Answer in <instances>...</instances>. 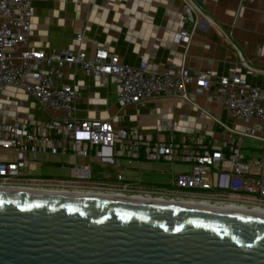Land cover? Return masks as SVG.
<instances>
[{"label": "built area", "instance_id": "1", "mask_svg": "<svg viewBox=\"0 0 264 264\" xmlns=\"http://www.w3.org/2000/svg\"><path fill=\"white\" fill-rule=\"evenodd\" d=\"M238 1L264 4V0ZM182 10L186 20L190 10L186 1ZM31 11V0H0V95L5 87L19 88L48 119L38 123H0V188L112 194L182 204L207 202L217 207L264 212V155L247 159L242 153L243 135L264 133L262 87L233 72L217 75L204 70L192 74L176 65L157 71L142 58L137 65H129L103 48L90 55L79 47L38 49L29 41ZM82 38L80 31L75 37L77 44ZM173 41L188 43L189 33L181 30ZM68 66L86 77L98 78L101 87L109 78L115 79L116 100L123 105L143 107L157 98L209 94L230 118L243 123L242 136L214 139L209 135L179 133L176 118L159 121L162 130L152 134L136 126L117 127L107 120L79 119L74 106L79 91L62 83L63 70ZM252 121L256 124L252 125ZM102 147L110 148L113 158L127 165L143 159L187 169L173 172L169 186L150 188L127 181L121 174L112 180H92L86 166H73L67 178L30 173L29 152L67 154L73 158L91 156Z\"/></svg>", "mask_w": 264, "mask_h": 264}, {"label": "crops", "instance_id": "2", "mask_svg": "<svg viewBox=\"0 0 264 264\" xmlns=\"http://www.w3.org/2000/svg\"><path fill=\"white\" fill-rule=\"evenodd\" d=\"M184 1L31 0L29 41L35 48L46 50H76L79 47L86 55L103 48L129 65H137L141 58L147 60L157 71L176 65L192 74L204 70L217 75L233 72L264 89V4L192 0L209 15L213 23H208L195 11L191 19L186 15L184 20ZM181 30L189 33L188 43L173 41V36ZM80 31L83 38L77 44L75 37ZM235 47L241 50L254 70L240 63ZM62 83L79 91L74 104L79 119L107 120L117 127L136 126L152 134L162 130L159 121L176 118L179 133L209 135L214 139L242 136L243 123L230 118L206 93L157 98L143 107H136L116 100L118 84L113 78L101 87L98 78L86 77L80 70L68 66L63 70ZM1 93L0 123H38L48 119L21 89L5 87ZM256 134L242 136V153L247 159L264 155L261 149L264 133ZM27 159L31 163L30 173L39 177L67 178L73 166H86L92 180H112L121 174L125 180L139 182L148 188L170 185L173 172L187 169L143 159L127 165L115 160L108 147L98 148L91 156L73 158L67 154L29 152Z\"/></svg>", "mask_w": 264, "mask_h": 264}, {"label": "water", "instance_id": "3", "mask_svg": "<svg viewBox=\"0 0 264 264\" xmlns=\"http://www.w3.org/2000/svg\"><path fill=\"white\" fill-rule=\"evenodd\" d=\"M185 1L188 19L195 11L213 23ZM0 264H264V218L0 189Z\"/></svg>", "mask_w": 264, "mask_h": 264}, {"label": "bare ground", "instance_id": "4", "mask_svg": "<svg viewBox=\"0 0 264 264\" xmlns=\"http://www.w3.org/2000/svg\"><path fill=\"white\" fill-rule=\"evenodd\" d=\"M1 190H8V191H22V192H30V193H38V194H50V195H72V196H89V197H105L110 199H123V200H132V201H148V202H155V203H161V204H179L184 206H190L200 209H206V210H213L217 212L222 213H230V214H239V215H245V216H251V217H261L264 218V212L261 211H245V210H239L237 208H232L229 206H214L209 205L203 202H193V203H173V202H164L158 199H143L140 197H129V196H120V195H112V194H89V193H75V192H52V191H38V190H29V189H8V188H0Z\"/></svg>", "mask_w": 264, "mask_h": 264}, {"label": "rangeland", "instance_id": "5", "mask_svg": "<svg viewBox=\"0 0 264 264\" xmlns=\"http://www.w3.org/2000/svg\"><path fill=\"white\" fill-rule=\"evenodd\" d=\"M93 177H96V173H93ZM169 184H165V186H168Z\"/></svg>", "mask_w": 264, "mask_h": 264}]
</instances>
